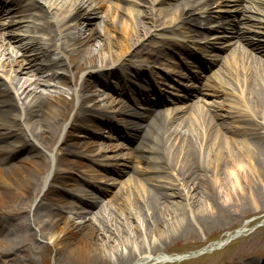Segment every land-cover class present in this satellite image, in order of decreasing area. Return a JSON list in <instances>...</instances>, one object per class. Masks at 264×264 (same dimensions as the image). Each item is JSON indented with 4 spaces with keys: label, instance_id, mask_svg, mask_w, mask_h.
<instances>
[{
    "label": "bare ground",
    "instance_id": "obj_1",
    "mask_svg": "<svg viewBox=\"0 0 264 264\" xmlns=\"http://www.w3.org/2000/svg\"><path fill=\"white\" fill-rule=\"evenodd\" d=\"M14 1L19 3L22 0ZM44 1V13L38 14L43 19L39 27L45 32L40 38L41 40H48L49 43L57 41L54 47L52 45L53 48L48 44L53 53V56L49 57L48 62L55 70L43 81L47 85L53 83V92L39 91L31 88L30 84L32 81L41 82L39 78L35 77L33 72H30L29 78L25 79L27 81L21 82L14 79L18 70L21 73L26 71L23 62L27 59H23V62H20L16 57L17 51L9 49L0 42V75L3 77L6 85L3 90L5 94H9V99L14 102V105L10 108L0 110V135L11 134L14 137V141H19L23 140V135L25 134L28 139L33 141L32 144H29V151L32 154L21 159L19 163H9L0 166V231L2 227H5L4 223H2L3 220L9 221L12 219L13 214H19L21 210L27 211L26 207H21L17 203L28 197L30 188L37 185V174H41L46 167V162H42L44 153L40 149L39 144L40 142H45V146H47L50 141V134L53 132L50 122L56 121L59 115L62 116L65 106L69 101L62 91L58 90V83L65 85L67 75L72 73L74 76L76 71L89 72L91 74L92 70H95L98 65L100 66L99 68H102L108 65L113 66L117 63L122 64L121 58L126 56L125 54L129 52L128 50L131 46L130 37L132 35L138 37L140 27H145L142 20L130 19L131 16L129 15L124 17V13L117 9L106 11L104 17L100 16V20L105 22L103 23V36L104 38H108V47L105 50V47L100 46L97 58L95 51L100 43H94L93 41L96 39V36L102 34L100 28L102 24L100 22V30L96 32L98 23L92 21L93 17L98 15V11L96 10L98 1L96 0L95 3H91L88 0ZM164 1L158 0V7L154 8V11L157 13H153L155 18L165 20L167 17H173L171 10L166 13L167 8L159 6ZM235 1L238 10L240 12L244 11V40L257 46L264 56V22L262 21V18H264V7L258 6L255 0H244V4L242 0ZM260 1L264 4V0ZM209 2L207 0L204 5ZM31 6L35 7L34 4ZM191 6L181 8L177 13V18L180 22L201 24L196 16L202 10H197V7L192 8ZM150 16L152 19V15ZM84 23L85 28L79 27V24ZM149 24L146 32L151 30L152 21H149ZM179 25L183 26L184 24L179 23ZM74 28H77V33H74L71 38L77 40L75 44L79 47L72 46V43H67L66 40L65 45L67 47L72 46L73 49V51L68 53L65 51L66 47L63 45L64 42H61V38L66 37L68 33H71L70 30ZM88 29L89 32L87 33ZM154 32L160 33V31L153 30L152 35ZM28 38L33 37L29 36ZM71 38H69V42ZM16 39L18 38L16 37ZM22 42L19 41L22 47L30 48L33 39H27L24 43ZM173 42L171 41L169 44H174L176 47L178 41ZM165 43L167 42L161 41L158 48H155V51H162V46L166 45ZM43 45L45 44L43 43ZM6 54H9V56L6 57ZM240 54L242 55V53ZM33 55L32 52L28 57L31 58ZM254 55L248 53L251 60L250 67L242 70L244 72H241V70L233 72L228 76V80L224 82L227 85L231 82L239 89L235 94L237 95L235 110H233L235 113L231 114V112H227L225 115L228 117L231 114L234 120L240 119L242 123L238 126H241L242 129L236 130L226 125V129L231 131L227 134L221 130L224 125L219 126L216 124L211 113L204 112L198 107H193L190 110V115L181 117L175 124L172 123L173 119H167L166 115L157 111L153 113L149 120L147 129L137 125L134 121H128L133 124V127L141 129L146 133L156 129L157 137L154 138L155 140L151 138L152 144L149 143L151 145L155 144V146L150 147L146 144V147L159 155V158L150 155V159L159 161V164L162 162L165 164V167H150L149 170L155 174H151L145 178L146 180H158L164 183H154L151 187L135 186L138 189L136 193L134 191L135 198L130 199V197H127L122 199L120 189L122 192V189L125 188L124 183L113 195V198L117 200L121 198L123 202L129 203L130 209L128 213H124L126 210H121L120 212L126 219L131 217V222L133 221L134 224H130V226L132 228L135 226V230H139L142 233L138 243L136 231L127 227L129 223L122 216L121 220L118 219L114 215V212H105V209H103L104 205L100 206L99 204V199L91 200L94 201L92 206L94 205L93 207L97 208L90 206L89 209H85L82 211L83 213L79 214L82 219L81 222H88L87 225H80L79 229L76 230L71 229L68 223L60 216V212L48 203L43 202L42 197H40L37 200L35 208L32 209V215L39 220V230L45 232V235L55 246L60 245L59 240L62 237L65 238L63 244H65L69 253L82 261H90L95 256L99 257V255L94 253L98 245L99 249L102 248L99 252L101 254L100 260L110 261L114 259L116 263H119L137 259V263L145 264L155 260V255L161 259L158 261H167L166 258L168 256L164 255L160 257L162 255L157 253L161 250V247L163 248L170 241L173 237L172 235L182 225L183 219L178 217L177 213L178 206L182 204L187 207L190 206V202L186 200L181 203L182 200H178V198L183 196V200L187 199L189 194L193 198L196 196L195 205L205 204L209 209L208 211H210L209 214L217 213L218 221L223 222L228 215V211L235 204L224 203V200H218L215 195L210 194L212 192L210 188L214 189L216 182L224 184V186L228 184L226 187L232 185L234 190H237L239 185V188L244 190L245 184L247 185L251 181L249 177L255 175L264 187V60H259L260 58ZM31 59L33 60V58ZM58 75H60L61 80L52 79V77ZM83 78H85L83 79L85 87H88L90 78ZM28 79L32 80L29 81ZM219 89L220 87L213 88L212 93H216ZM230 90L234 93L231 86ZM95 92L98 94L101 90L96 88ZM80 95L83 96V100L90 97L87 92H81ZM1 102L5 101L1 100ZM81 107L82 105H79L80 109L88 110V113L84 117L90 123L99 116L111 115L109 109L99 110L94 105L88 108ZM129 115L132 116V119L141 117L139 113L130 112ZM192 124L199 126V134L191 130L193 129ZM66 126H70L68 136H66L67 139H65L64 143L66 146L56 152V159L58 167L70 170L72 169V160L68 155L75 152V147L80 149L83 146H76L78 142H66L71 135H77L74 132L76 127L73 122H69ZM240 131L244 136L241 135V138L234 136L236 134L239 135ZM239 144L240 146L237 151L236 148ZM33 145H36V148ZM231 145L235 146L234 150ZM143 146L145 147L142 140V145L140 144L139 147L143 148ZM2 160L3 157L0 159V162ZM75 162L78 163V161ZM138 167L142 169L140 165ZM166 167L172 170L173 177H176L174 179L177 183L172 180L170 175L166 177L158 173H164ZM223 167L226 168V172L228 171L230 175L225 173L226 176L224 175L221 178L218 176V172ZM60 174L58 175L57 173L52 176V181L58 182V185H68L70 178L67 179V176L69 173ZM132 180H136V178L130 175L129 182ZM45 185L43 194L45 195L52 191L54 201H60L62 199L60 196L68 193L66 189L63 188L64 190L62 191V188H59L60 186L48 181L45 182ZM89 194L88 190L82 189V192L79 190L78 196L81 199L83 198L84 201V198L86 199ZM118 204L120 203L116 202V205L113 206L115 210L119 208ZM43 205L45 206V211L42 213L38 208ZM192 206L194 205L191 204ZM191 207H189L190 210ZM174 215L177 217L172 218ZM87 216L88 218L86 219L85 217ZM231 235L232 233L228 237ZM100 237H103V240H101L103 242H99ZM7 239L0 236V252L5 253L7 251L9 247ZM110 239L114 240L113 244L109 243ZM223 242L224 240H219L212 243L211 247L218 246ZM148 255L151 256L149 259H147ZM252 263L253 261L250 260L243 264ZM0 264L34 263L31 259L21 258L15 254L14 257H10L9 259L0 257ZM254 264H264V262L261 260Z\"/></svg>",
    "mask_w": 264,
    "mask_h": 264
},
{
    "label": "rangeland",
    "instance_id": "obj_2",
    "mask_svg": "<svg viewBox=\"0 0 264 264\" xmlns=\"http://www.w3.org/2000/svg\"><path fill=\"white\" fill-rule=\"evenodd\" d=\"M137 1L139 3L136 2V4L137 6H139L141 12L140 14H136L135 19L140 18V20H142L145 27L142 26L140 27L139 29L140 34L138 37H134L133 35L130 37L131 46L129 48L133 50L135 47H137L136 48L137 52L140 53L139 55L143 56L142 54H144L148 50L149 43L152 42V36H150L151 31L146 32V29L149 28V25L151 24V23L149 24L150 19L147 18V14L149 15L150 13L145 14V12L147 11L146 9L147 5L151 4L152 2L150 0H137ZM174 1L176 2V0ZM116 6H117L116 4H113L109 1L107 4L106 1L105 4L100 6V8L98 9V13L99 15L102 16L104 14V10L107 9L108 11H112L113 7L115 8ZM134 15L135 13L133 14V16ZM133 16L130 19H132ZM100 19L101 18L97 16L92 21L98 23L96 32L97 30H100V28L102 32V34L96 36V39L93 41L94 43L97 42L100 43V45L97 46V50L95 51L97 54V58H98V53H99L98 50H100V46L105 47L104 48L105 50L108 47V38L107 37L104 38L103 36L104 34L103 23L105 22ZM79 21H81V19H79ZM160 21L162 25L166 24V22H163L164 20H162L161 18L160 19L157 18V22L159 23ZM100 22L102 26L99 28ZM79 27L85 28V23L79 24ZM70 31L71 33L67 34L66 39L65 37L62 38L61 42H63L64 40H68V38L74 35V33H77V28L71 29ZM88 32L89 29L87 33ZM74 41L75 40L71 42ZM130 49L128 51H131ZM37 51L38 53L45 52L44 50H41V48H38ZM125 55L130 56L131 60L136 59V57H134L135 53H133V51L131 53L128 52ZM158 56H159L158 60L162 62L161 64L164 66L166 64L164 62L167 61L168 57L164 56L163 54H158ZM138 62L139 60H136L135 64H137V67L140 68L141 66L138 65ZM149 63L150 66L148 67V70H151L152 74H155V72H157L158 69L156 67H152L151 64H154L156 66L160 64L153 62V59L150 60ZM99 67L100 66L98 65V67L95 68V70H92L91 74H89V72L83 73L82 71L81 72L77 71L76 72L77 75L75 74L74 78L72 77V75H68L67 84H66L67 86L58 89L59 91L60 90L63 91L64 95L67 97L69 96V92L73 91L71 105L69 106L67 111L66 110L63 111L62 116L59 115V117L56 118V121L50 122V126L53 128V132L50 134V141L48 142L47 146H45V142H40L39 144L40 147L42 146L41 150L44 153L43 154L44 158L42 159V162L43 161L46 162V167L44 168L41 174L39 175L37 174L38 177L37 185H35V187L30 188V190L28 191V197L22 199L19 203H17V205H20L21 207L24 208L26 207L27 211L21 210L19 214H13L11 220L2 221L5 227H2L0 231L1 232L0 236L8 238L7 241L9 247L5 253L0 252V257L9 259L10 257H14V255L17 254L21 258H28L29 260L31 259V261L34 264H143V263H137L136 262L137 259H131L129 261H123L119 263H116L114 259L110 261L100 260L99 257L101 256V254H99V252L100 249L102 250V248L99 249L98 245H97L98 248L95 249L94 253H96V255H99V257L95 256L90 261L79 260L76 257H74L72 254H70L65 244H63L65 242L64 241L65 238L62 237V239L59 240L60 245L55 246L54 243L50 241L48 237L45 235V232H41L39 230V226H38L40 224L39 220L32 215L33 212L32 209L35 208L37 200L41 197V193L45 189L46 177L51 175L50 177L52 178V176H54L57 173L58 175H61L60 173H64L62 172V168L58 167L57 159L55 161L56 151L59 148H63L65 146L64 144L65 139H67L66 136H68V132L65 133V130L68 131V129L66 128L67 126L65 127V124L69 122L71 118H73V113L76 112L75 108L79 104V99L81 98L78 95L79 93H81L83 88H85L83 84L84 82L83 79L85 78L83 77L90 78L89 82H91L90 80H93V78L97 76H101L108 69L115 71L116 74L121 70L125 72H133V69L131 68L119 67L117 65L113 67L111 66H104V67L101 66L102 68ZM138 71L141 77L145 74L143 70H138ZM28 75L30 74H25L24 71L21 73L18 70L14 79H17L21 82L27 81L25 79L29 78ZM28 80L30 81L32 79H28ZM132 81H134V79H132ZM3 85L0 82V86L2 88ZM114 85H116L115 82ZM95 86H99V84H96ZM30 87L39 91L53 92L52 91L53 87H47V85L43 83L39 85L37 81L36 82L32 81ZM90 93H91V89H90ZM113 96L115 97L109 98L110 99L109 101L111 102L113 99L116 98L117 104L115 103V107H121L122 105H124L125 101L127 102L125 97H120V95H117L115 93ZM211 99L213 100L206 99L205 102H207L208 100L210 101L207 104L201 105V108L205 111L207 110L208 112L210 111L214 112L215 113L214 119L216 120L215 122L218 123L221 122L222 124H228L229 122V124H232L231 121H229L230 118L225 116V113L228 110H232L233 108L235 109V106L231 104L229 100V99H235L234 95L228 94L226 96L224 93L223 94L217 93L216 97ZM173 106L183 107V104L176 103L173 104L172 107ZM176 122H174L173 124H175ZM110 124L111 122L107 124H103V128L104 129L106 128V130H108ZM192 127L193 129L191 130L192 131L194 130L193 132H196V134L200 133V128L197 124H192ZM224 128L225 127H222L221 130L223 131ZM91 137L92 139L97 140L96 135H92ZM156 137L157 134L152 133L151 135L152 140H155L154 138ZM8 138L11 139V137ZM115 140L116 138L112 139V141ZM73 142L82 143V135L76 137L73 140ZM149 142L152 144L151 140ZM14 143H16V146L13 151L16 153L11 158V161L13 162L17 161L19 163V160H21L23 157H27V155L32 154V152L29 151V145L25 144L23 140H19V141L15 140ZM151 144H149L150 147L155 146V144L153 145ZM0 145H5L6 148H12L13 142L5 143L3 140L0 139ZM104 145L105 143L103 144L97 143L96 147L98 148L96 149H102ZM239 146L240 144L236 148L237 151ZM231 147L233 150L235 149L234 145H231ZM150 155L159 158V155L151 149L149 152H147L145 163H137L140 161L136 160V158H133L131 161L128 162L130 164H134V165L136 164L137 167L138 165H140L142 169L138 167L139 168L138 170L140 171H135V173H133V176L136 178V180H132L131 182H129L130 176H128L129 175L128 172L130 170L129 168H127V172L125 173L126 176L124 175V179L125 177L128 176L126 180H124L125 188L122 189V192L120 189V194L122 199H125L127 197H130V199L131 198L134 199L135 198L134 191L136 193L138 190L137 188H135V186L151 187L152 184L154 183H159V184L164 183L163 181L145 179L151 174H155L154 172L149 170L150 167L153 166L165 167V164L163 163L159 164L158 163L159 161H154L150 159L149 158ZM158 173H161L166 177L170 175L172 180L175 183H177V181L174 179L176 177L175 176L173 177L172 170L170 168L166 167V171L164 173L163 172H158ZM225 173L230 175L228 171L226 172V168L223 167L218 172V176L222 178L224 177V175L226 176ZM249 180H251L249 181L250 184L247 183L246 185L244 183L245 184L244 190L243 189L241 190V188H239V185L237 190H234L232 185L226 187L228 184L224 186V184H219L218 182H216V186L214 187V189L210 188L212 191L210 192V194L212 193V195H215L216 199L224 200L223 201L224 203L235 204V206L231 207L230 211H228V215L223 222L218 221L217 213L209 214L210 211H208L209 209L207 208V206H205V204L195 205V201H196L195 195H194L195 197L193 198L189 194V196H187V199L185 198L184 200L182 195H181L182 197L179 196L180 198H178V200H182L181 203L187 200L188 202H190L189 207H191V204L194 206L191 207V210L189 209V207L183 204L178 206L177 213H178V217L183 219L182 225L180 226V229H178V231L172 235L173 237L170 239V241L166 243L163 248L161 247V250H159L157 254L162 255L160 257H163L164 255H171L175 257L179 254H189L192 253L193 251H200V250L201 251L196 254L186 256L185 258L173 259V260L170 259L169 261H164V262L158 261L161 259L159 258V256L157 257L155 255L154 256L155 260H152L145 264H243L250 260H255L256 258L264 259V187L261 181L255 175H251L249 177ZM116 184H114L113 187ZM130 184L132 185L130 186ZM118 189L119 188L114 190V194L118 191ZM47 198H51V197H47ZM64 198L65 201H60V202L49 201L48 204L53 207L57 206L62 210L63 219H66L65 221L68 223V226L71 229L77 230L79 229L78 227L80 225L83 226L87 225V221L86 224L85 223L80 224L82 222L79 221L78 215L81 210L78 208H72L73 205L76 204L78 201L75 200L74 197H71L69 195L65 196ZM103 198H106L104 199V202L101 203L104 205L102 206L103 209H105V212L108 211H111L112 213L114 212V215L117 216L118 219L123 217V219L127 221V223H129L127 227L129 229L132 228V226H130V224H134L133 221L131 222L132 218L128 217L126 219L124 215L120 212L121 210H126L124 213H128V210L130 209L129 203L127 204L123 202L121 198H119L118 200L116 198H113L112 193L107 194L106 196L104 195ZM42 201L44 202L43 199ZM116 202L120 203L118 204V207L120 209L119 208H117L116 210L114 209L113 206L116 205ZM44 208L45 206L43 205L38 209L40 210V212L43 213L45 211ZM175 217L177 216L174 215L172 218ZM240 228H242L243 230L236 233V230ZM132 229L136 231L138 235L137 237V243H138L140 241L142 233L139 230H135V226ZM230 233H232L231 238L228 237ZM102 238L103 237H100L99 242H103L101 241L103 240ZM219 240H225V243L220 246L211 247L212 243H215ZM110 242L111 244H113L114 240L110 239L109 243ZM150 257L151 256L148 255L147 259H149Z\"/></svg>",
    "mask_w": 264,
    "mask_h": 264
}]
</instances>
